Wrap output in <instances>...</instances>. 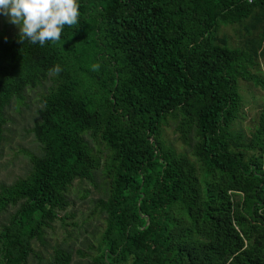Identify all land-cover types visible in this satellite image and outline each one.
<instances>
[{
	"label": "trees",
	"instance_id": "1",
	"mask_svg": "<svg viewBox=\"0 0 264 264\" xmlns=\"http://www.w3.org/2000/svg\"><path fill=\"white\" fill-rule=\"evenodd\" d=\"M80 16L44 46L0 34V147L5 112L53 82L33 133L32 173L0 188V264H29L33 242L100 167L88 136L113 152L96 264H264V110L250 137L234 125L240 81L264 91V0H79ZM223 27H240L232 46ZM62 68L59 74L53 69ZM179 120L192 160L167 147ZM113 173V174H112ZM59 248L52 264H72Z\"/></svg>",
	"mask_w": 264,
	"mask_h": 264
},
{
	"label": "rangeland",
	"instance_id": "2",
	"mask_svg": "<svg viewBox=\"0 0 264 264\" xmlns=\"http://www.w3.org/2000/svg\"><path fill=\"white\" fill-rule=\"evenodd\" d=\"M1 33L16 37L19 35V28L10 23L7 17L0 15ZM221 36H228L232 46H240L247 38L240 27H223ZM260 61L261 71L256 72L264 75V61ZM52 86L53 82L47 80L37 89H27L23 99H14L6 109L5 139L0 147V188L2 185L12 186L28 177L33 171L32 156L42 154L33 128L39 120L38 111L43 106L42 97L49 93ZM240 89L244 107L234 128L250 137L264 110V91L244 80L240 81ZM179 125V120L170 119L163 127L165 144L178 154L187 153L195 160L193 148L199 139L193 132L189 144L186 143ZM87 140L100 161V167L92 180L76 181L71 186L68 192L69 207L46 230L44 240L33 242L35 253L30 256L29 264L54 263L59 248L72 253V264H96L107 227L101 201L106 198L111 186L114 154L100 137L88 136ZM15 211L16 208L11 207L0 214V231L11 220Z\"/></svg>",
	"mask_w": 264,
	"mask_h": 264
},
{
	"label": "clouds",
	"instance_id": "3",
	"mask_svg": "<svg viewBox=\"0 0 264 264\" xmlns=\"http://www.w3.org/2000/svg\"><path fill=\"white\" fill-rule=\"evenodd\" d=\"M79 0H0V15L19 28L22 41L44 46L61 40L65 26L78 23ZM62 71L59 65L53 69Z\"/></svg>",
	"mask_w": 264,
	"mask_h": 264
},
{
	"label": "built area",
	"instance_id": "4",
	"mask_svg": "<svg viewBox=\"0 0 264 264\" xmlns=\"http://www.w3.org/2000/svg\"><path fill=\"white\" fill-rule=\"evenodd\" d=\"M249 1V3H254V2H256L257 0H248Z\"/></svg>",
	"mask_w": 264,
	"mask_h": 264
}]
</instances>
